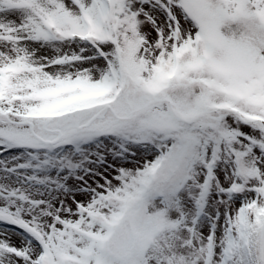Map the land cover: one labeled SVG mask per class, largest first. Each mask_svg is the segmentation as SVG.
Returning <instances> with one entry per match:
<instances>
[{"label":"snow or ice","instance_id":"obj_1","mask_svg":"<svg viewBox=\"0 0 264 264\" xmlns=\"http://www.w3.org/2000/svg\"><path fill=\"white\" fill-rule=\"evenodd\" d=\"M0 264H264V0H0Z\"/></svg>","mask_w":264,"mask_h":264}]
</instances>
